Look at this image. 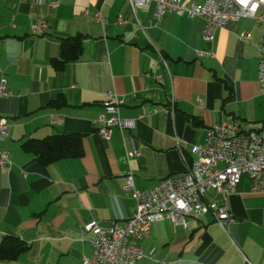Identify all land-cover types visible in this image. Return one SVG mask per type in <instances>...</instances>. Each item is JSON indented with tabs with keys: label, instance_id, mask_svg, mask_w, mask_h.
Segmentation results:
<instances>
[{
	"label": "crops",
	"instance_id": "obj_1",
	"mask_svg": "<svg viewBox=\"0 0 264 264\" xmlns=\"http://www.w3.org/2000/svg\"><path fill=\"white\" fill-rule=\"evenodd\" d=\"M153 9L134 13L127 0H0V77L12 94L0 98L9 124L0 151L12 163L0 168V241L10 235L28 246L0 264H83L93 253V234L83 225H122L134 212L122 189L128 173L138 190L150 189L197 159L209 127L237 121L246 129L264 120L257 83L264 21L227 23L210 44L201 17L166 13L149 25ZM97 12L102 24L93 20ZM119 15L125 24H116ZM39 18L47 22L42 35L30 27ZM76 37L80 57L56 70L61 39ZM106 91L123 97L120 116L135 120L130 129L111 127L108 139L94 123ZM59 96L63 102H54ZM61 133L83 135L80 157L43 166L22 148L27 139ZM228 208L232 220L224 228L211 214L187 215L186 227L166 219L139 246L162 264H264V193L251 192L246 174Z\"/></svg>",
	"mask_w": 264,
	"mask_h": 264
},
{
	"label": "built area",
	"instance_id": "obj_2",
	"mask_svg": "<svg viewBox=\"0 0 264 264\" xmlns=\"http://www.w3.org/2000/svg\"><path fill=\"white\" fill-rule=\"evenodd\" d=\"M127 1L134 13L137 9L153 4V22L149 25L157 24L166 13L186 15L190 19L201 17L204 20L202 38L210 44L214 41L216 30L227 23L237 22L242 17L264 21V15L259 12L264 8V0H205L202 4L189 6H183L180 0ZM33 2L41 5L45 0ZM93 20L102 24L100 12L95 13ZM116 24H125L121 15L117 17ZM30 27L34 34L42 35L46 32L47 22L39 18L31 21ZM241 37L249 39V35L244 32ZM257 51V83L259 93L264 96V31ZM160 60L166 67L162 56ZM161 79L162 75L158 74L156 80ZM11 95L6 89L5 79L0 77V98ZM124 103L125 99L118 94L104 92V111L94 121L102 138L108 139L111 127H118L121 131L134 127L135 120L120 116V108ZM8 133L9 124L0 115V141ZM196 152L197 159L186 164L183 172L167 176L147 190H138L133 174L128 173L122 189L125 196L133 200L134 212L122 225L100 227L94 221L83 225V233L93 234L90 239L93 253L90 258L84 259L83 264H135L143 258L162 264L153 252L145 254L139 246V242L149 236L155 223L167 219L173 225L186 227L187 215L197 218L211 214L224 228L232 220L228 200L243 174L250 180L251 192L264 193V120L251 123L246 129H241L237 121L213 125L207 129L204 141L196 147ZM138 154L137 151L128 153L129 156ZM11 164L9 153L0 151V168ZM21 172L25 174L23 170Z\"/></svg>",
	"mask_w": 264,
	"mask_h": 264
},
{
	"label": "trees",
	"instance_id": "obj_3",
	"mask_svg": "<svg viewBox=\"0 0 264 264\" xmlns=\"http://www.w3.org/2000/svg\"><path fill=\"white\" fill-rule=\"evenodd\" d=\"M81 38H63L60 41V51L56 58L52 59V65L56 70H62L66 64L76 61L81 55ZM63 102L59 96L54 102ZM83 135L79 133H61L47 136L42 139H27L22 143V148L32 152L40 165L51 162L80 157L83 153ZM27 244L18 237L6 235L0 241V260L16 259L26 251Z\"/></svg>",
	"mask_w": 264,
	"mask_h": 264
},
{
	"label": "rangeland",
	"instance_id": "obj_4",
	"mask_svg": "<svg viewBox=\"0 0 264 264\" xmlns=\"http://www.w3.org/2000/svg\"><path fill=\"white\" fill-rule=\"evenodd\" d=\"M259 107H260V112L263 114L264 113V101L259 103Z\"/></svg>",
	"mask_w": 264,
	"mask_h": 264
}]
</instances>
